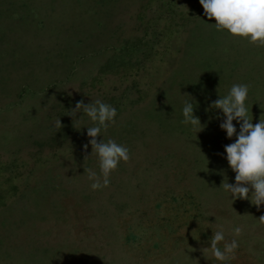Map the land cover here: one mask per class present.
Instances as JSON below:
<instances>
[{"label": "rangeland", "instance_id": "1", "mask_svg": "<svg viewBox=\"0 0 264 264\" xmlns=\"http://www.w3.org/2000/svg\"><path fill=\"white\" fill-rule=\"evenodd\" d=\"M214 22L199 0H0V264H222L204 251L221 226V248L243 229L225 264H264V205L228 199L236 137L211 108L248 84L264 119V45ZM97 99L117 109L97 141L130 158L92 190V124L70 111Z\"/></svg>", "mask_w": 264, "mask_h": 264}, {"label": "clouds", "instance_id": "2", "mask_svg": "<svg viewBox=\"0 0 264 264\" xmlns=\"http://www.w3.org/2000/svg\"><path fill=\"white\" fill-rule=\"evenodd\" d=\"M199 3L204 14L209 19L214 18L215 22L211 24L216 30H226L232 36L247 39L249 43L264 45V0H199ZM248 93V84H233L227 95L219 96L212 102L211 108L220 110L216 118L222 117L219 127L226 133V137L229 139L234 135L236 137L234 142L224 146L225 159L235 173V183L226 180L223 184L228 199L231 203L236 199H247L259 208L264 205V119L259 118L257 123H252L253 117L249 116V108L246 105ZM189 97L182 107L183 123L192 125L196 136L204 125L194 115L195 101ZM78 112L81 113L79 117ZM70 113V116L78 121L86 116L92 124L91 127L87 123L80 126L87 128L86 134L91 138L88 143L92 147V152L96 153L99 163V174L87 169L90 187L92 190L107 187L111 173L121 161L126 162L130 158L129 149L123 144L112 139L107 142L102 139L98 142L96 139L101 136L102 129L106 130L110 123H115L117 109L99 99L87 104L81 100ZM56 127H62L59 118L56 120ZM87 147L86 144L85 148ZM261 219H264V216ZM242 231L241 227H234L232 229L234 238L230 242H225L221 248L220 242L225 241V232L221 226L220 230L212 234L210 246L204 251H210L217 261L225 264L235 258L239 247L237 238Z\"/></svg>", "mask_w": 264, "mask_h": 264}]
</instances>
